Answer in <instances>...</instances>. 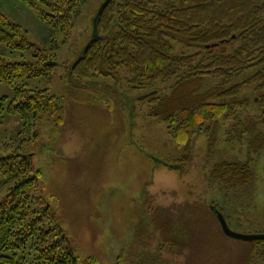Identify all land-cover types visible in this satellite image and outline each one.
<instances>
[{
  "label": "trees",
  "instance_id": "16d2710c",
  "mask_svg": "<svg viewBox=\"0 0 264 264\" xmlns=\"http://www.w3.org/2000/svg\"><path fill=\"white\" fill-rule=\"evenodd\" d=\"M22 1L51 30L52 42L51 52L38 50L22 26L0 11V43L12 51H33L31 61L0 57V84L15 86L18 100L8 114L23 121V135L55 99L49 88L31 89L29 82L53 74L57 40L67 43L90 0ZM85 48L68 74L79 81L112 80L130 90L148 91L149 117L164 124L184 149L174 165L185 169L192 164L195 137L207 138L213 155L221 121L228 122L224 141L245 145L247 160L224 159L218 153L220 160L207 173L205 186L229 201L251 192L253 163L264 151V0H112L99 19L97 38ZM168 83L170 93L161 94L159 87ZM25 143L0 152V189H6L0 197V264H79L50 206L35 193L42 172ZM145 202L163 245L182 252L181 238L189 233L176 223L174 207H155L153 197ZM212 208L226 219L225 208ZM250 253L243 264H251ZM86 264L98 261L88 258Z\"/></svg>",
  "mask_w": 264,
  "mask_h": 264
},
{
  "label": "rangeland",
  "instance_id": "374dc122",
  "mask_svg": "<svg viewBox=\"0 0 264 264\" xmlns=\"http://www.w3.org/2000/svg\"><path fill=\"white\" fill-rule=\"evenodd\" d=\"M102 1L90 0L84 6L66 44L57 40L53 74L29 82L31 89L49 88L55 99L41 120H32L27 133L22 135L23 121L8 114L10 105L18 102L16 87L0 84V152L24 142L31 148L34 165L42 172L35 193L50 206L79 264L88 258H96L98 264H243L250 250L251 264H264V241L255 244L226 236L212 208L226 209L232 232L264 234V151L253 163L251 192L229 201L205 186L207 173L220 160L218 153L224 159L247 160L245 145L225 143L228 122L219 120L213 155L209 156L208 139L195 137L192 164L174 169L184 149L164 124L149 117L148 91L130 90L124 82L114 85L112 80L79 81L68 74L92 37ZM0 11L22 26L38 50L51 52V30L22 0H0ZM0 57L31 61L33 51H12L0 43ZM171 85L160 86V93L169 94ZM209 85L206 80L205 88ZM1 192L0 197L6 189ZM147 197L154 198L155 207H174L176 223L189 233L181 238L182 252L163 245L152 226ZM141 231L146 234L141 236Z\"/></svg>",
  "mask_w": 264,
  "mask_h": 264
},
{
  "label": "water",
  "instance_id": "95a60500",
  "mask_svg": "<svg viewBox=\"0 0 264 264\" xmlns=\"http://www.w3.org/2000/svg\"><path fill=\"white\" fill-rule=\"evenodd\" d=\"M112 0H105L95 18L93 19V31H92V37H91V40L89 41V43L87 44L85 50H87V48L90 46V44L93 42V40H95L97 38V35H98V22H99V19L104 11V9L108 6V4L111 2ZM165 164V163H164ZM180 166L178 165H175L173 166L174 169H178ZM214 210V213L215 215L217 216V220H218V223L220 224L222 230H223V233L232 238V239H235V240H240V241H246V242H256V241H264V234L263 235H254V236H247V235H241V234H237V233H234L230 230L229 226H228V223L225 219V217L223 216V214L221 212H219L217 209L213 208Z\"/></svg>",
  "mask_w": 264,
  "mask_h": 264
}]
</instances>
